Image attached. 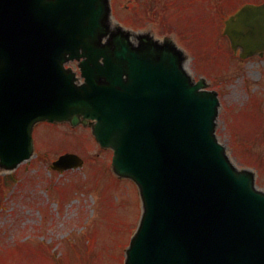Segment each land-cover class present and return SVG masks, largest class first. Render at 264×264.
Here are the masks:
<instances>
[{"label": "water", "instance_id": "95a60500", "mask_svg": "<svg viewBox=\"0 0 264 264\" xmlns=\"http://www.w3.org/2000/svg\"><path fill=\"white\" fill-rule=\"evenodd\" d=\"M109 13V0H0V166L31 157L40 121H94L143 199L125 264H264V191L217 138L218 92L172 42L111 33ZM224 33L242 58L263 55L264 3L244 5ZM76 59L83 83L66 67ZM82 164L66 153L52 168Z\"/></svg>", "mask_w": 264, "mask_h": 264}, {"label": "rangeland", "instance_id": "374dc122", "mask_svg": "<svg viewBox=\"0 0 264 264\" xmlns=\"http://www.w3.org/2000/svg\"><path fill=\"white\" fill-rule=\"evenodd\" d=\"M150 1L151 13L138 25L134 20L126 22L133 0H110L111 29L122 26L133 33H152L161 40L172 38L185 50L190 75L205 79L207 88L219 94V141L239 168L254 171L258 188L264 191V55L242 59L233 52L223 34L224 20L230 14L220 19L214 9L206 13L199 0L188 8L182 7L184 0H168V10L162 9L160 1ZM261 2L264 0H233V5ZM158 7L156 18L153 12ZM232 8L226 11L231 13ZM173 17V24H182V33L165 31L172 23L163 21ZM190 18L193 23L186 26ZM183 38L199 42L189 48ZM254 110L260 118H252ZM92 128L90 122L72 126L70 122L42 121L34 129L32 157L12 171L0 168V175H13L17 181L0 186V264H61V257L62 264H77L79 257L72 243L84 249L89 236L97 240L99 264H124L126 245L141 218L142 200L134 181L115 174L113 151L98 144ZM67 151L80 154L83 167L52 170L51 162ZM27 243L38 248L26 247ZM19 244H24L23 250L14 249ZM49 246L53 247L50 252Z\"/></svg>", "mask_w": 264, "mask_h": 264}, {"label": "trees", "instance_id": "16d2710c", "mask_svg": "<svg viewBox=\"0 0 264 264\" xmlns=\"http://www.w3.org/2000/svg\"><path fill=\"white\" fill-rule=\"evenodd\" d=\"M197 0H184L181 3L182 7H188L190 5H193ZM160 2L162 3L163 7L162 9L164 8V10H168L169 8V2L168 0H160ZM206 2L208 3L207 5L205 4H202L203 6H205V11L206 13H211V11L209 10L210 9H214L215 10V13L216 15L221 19V17L225 18L227 16V14H229V12L226 11V8L227 7H230V6H233V0H206ZM159 8L161 7H158L157 10L153 13L155 15L156 18L159 17ZM233 9V8H232ZM185 14V12L183 13ZM175 17H173L172 19H170L169 21H163L165 23H172L173 20H174ZM190 21L191 23H193V18H190V20L187 21V25H190ZM162 22V23H163ZM182 24L181 23H177L176 22V25L175 24H171V26H167L165 31H169V32H172V31H176L178 33H182L179 28L180 27H183L181 26ZM211 26L215 27V24L212 23ZM205 35L207 34L206 31L204 32ZM214 38H215V35H214ZM183 41L186 43L187 46L189 47H192L195 43H198L199 41L197 39H189V40H186L183 38ZM200 53L202 54V51L200 50ZM257 110H254L253 112H251V116L252 118L253 117H259L260 116L258 115V112H256ZM14 184H17V181L15 180L14 176L13 175H0V186H9V185H14ZM85 243H84V249H81L79 248L78 245L72 243V247H74V251L76 250L77 251V255L79 257V261L77 262V264H99V261L97 260L96 256L98 255L96 253V239L94 236H89L85 239ZM69 243V242H68ZM25 246L27 247H30L31 249H37L38 246H32L30 243H27L25 244ZM24 244H19V246H17L16 248L14 249H21L23 250L24 249ZM12 248V247H11ZM53 247L52 246H49V249L47 251H52ZM41 251H42V248H41ZM46 251V250H45ZM96 253V254H95ZM59 260V263L62 264V261H63V258H58Z\"/></svg>", "mask_w": 264, "mask_h": 264}]
</instances>
